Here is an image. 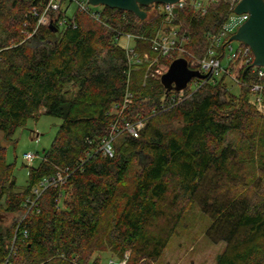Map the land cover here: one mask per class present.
I'll list each match as a JSON object with an SVG mask.
<instances>
[{
  "label": "trees",
  "instance_id": "trees-1",
  "mask_svg": "<svg viewBox=\"0 0 264 264\" xmlns=\"http://www.w3.org/2000/svg\"><path fill=\"white\" fill-rule=\"evenodd\" d=\"M46 3L0 0L4 141L13 143L17 130L41 114L61 120L23 190L0 141V212L16 219L10 226L0 221V264H102L104 254L122 260L126 252L127 264H156L193 207L210 220L206 238L224 243L216 264H264V113L249 104V88L235 95L222 78L195 89L193 79L184 101L162 109L182 91L167 92L147 63L129 67L120 45L123 35L143 37L135 51L154 55L148 40L163 20L152 6L142 7L144 21L107 7L96 21L60 7L50 12L52 29L28 38L37 25L30 11ZM233 3L213 1L204 16L190 6L177 12L190 52L203 55L207 34L219 29ZM174 60L159 63L169 69ZM231 68L242 82L253 80L241 58ZM128 93L133 100L122 117L148 122L139 138L124 134L120 145L117 139L108 158L97 148ZM56 169L68 170L66 181L47 189L39 212L22 221L29 191Z\"/></svg>",
  "mask_w": 264,
  "mask_h": 264
},
{
  "label": "built area",
  "instance_id": "built-area-1",
  "mask_svg": "<svg viewBox=\"0 0 264 264\" xmlns=\"http://www.w3.org/2000/svg\"><path fill=\"white\" fill-rule=\"evenodd\" d=\"M213 1L217 0H183L181 3L175 4H155V11L162 16L163 20L162 27L148 40L151 45V51L155 56H151L148 53L140 54L135 51V46H131V40H144L143 37H136L131 34L123 35L121 36V39L124 38L127 41L124 48L127 53L129 67L138 66L143 63L156 66L161 57H170L172 59L184 58L187 60L188 66L191 70L199 71L201 74L206 75L205 79H197L198 82L194 84L195 89L209 81L215 82L222 78L231 79V81L240 88L241 86L249 88L251 96V98H249V104L257 108V111L263 112L264 68L252 67L249 71L251 72L253 80L246 83L238 79L237 76L233 74L231 68V64L239 58H241L242 63L248 67L254 63L255 59L253 52L246 45H239L236 49L233 47L232 43L227 45L229 41L228 39L231 38L250 17L249 14L236 15L234 12L235 7L241 0H233L234 3L231 7L233 12L225 17L217 31L207 34V45L203 55H196L190 52L187 48V44L190 40L186 32L182 31L181 23L177 22V12L190 6L194 8L196 12L204 16L207 14L209 6ZM67 3L69 4L66 8L67 13L70 6L74 4L78 11L87 14L90 18L96 21H101L102 8L101 10H91L88 0H47L43 9L34 7L32 11H30L31 14L37 17V25L33 32L28 35V38L32 37L39 28L49 26L52 22L50 19V12L52 10H58L60 7H65V4ZM66 24V18L61 19L58 22L60 29H64ZM158 68H160V66ZM167 71L158 69L156 71V74H158L156 77L158 78L159 76L161 79ZM185 98L186 96L183 91L179 95L173 94L166 103L162 104V109L173 107L184 101ZM132 100V94L128 93L123 103L115 108L117 117L115 121L111 123L108 135L101 140L97 148V152L105 157H114L115 142L120 136L127 134L134 138H139L147 125L148 119L142 116H138L137 119L132 122L122 117L124 111L132 103ZM36 158L37 155L32 153H28L24 157L27 162H32ZM67 172L68 170L63 171L61 169H56L53 175L44 177L36 186L32 187L25 198L24 207L27 211L23 216L22 221L28 214H33L35 211H38L39 199L47 189L51 187L57 188L66 181L68 175ZM16 238L17 235L14 238L10 256L17 250ZM129 257L130 252H126L122 260H111L110 264H127ZM8 263L9 259L4 264Z\"/></svg>",
  "mask_w": 264,
  "mask_h": 264
},
{
  "label": "rangeland",
  "instance_id": "rangeland-1",
  "mask_svg": "<svg viewBox=\"0 0 264 264\" xmlns=\"http://www.w3.org/2000/svg\"><path fill=\"white\" fill-rule=\"evenodd\" d=\"M68 6V3L65 4V7ZM101 8L102 6L90 5L91 10H101ZM76 10V6L71 5L68 15L72 16ZM126 44L127 41L122 38L120 45L126 46ZM130 44L132 47L136 45L134 40H131ZM239 44L237 41L232 43L235 49L239 47ZM148 66L151 78L155 79H160L159 76L156 77L158 69L168 70L164 63L162 65L159 63L160 68L157 65L148 64ZM225 82L232 93L235 95L240 93V87L235 85L231 79H226ZM258 112L264 113V111ZM60 124V119L41 114L38 120L31 119L24 127L17 130L13 143L4 141V136L0 132V141L6 146L7 161L14 166L13 173L17 179L18 189L23 190L27 186L29 170L41 164L44 151L51 146ZM121 139L122 136L118 138V145L121 144ZM28 153L37 155V158L32 162L25 161L24 157ZM15 220L13 215L5 214L0 217L1 223L6 226H10ZM209 224L210 220L199 212L198 208H191L163 258L156 264H216V258L222 252L224 243L213 244L206 238L205 230ZM111 260L118 261L116 257L106 253L103 255L102 264H110Z\"/></svg>",
  "mask_w": 264,
  "mask_h": 264
},
{
  "label": "water",
  "instance_id": "water-1",
  "mask_svg": "<svg viewBox=\"0 0 264 264\" xmlns=\"http://www.w3.org/2000/svg\"><path fill=\"white\" fill-rule=\"evenodd\" d=\"M183 0H88L91 6H102L110 9H118L124 12L135 14L142 21L146 20L148 14L142 10V7L152 6L151 14L155 11L154 5L175 4ZM236 15L249 14L250 17L230 38L227 45L237 41L246 45L254 54V63L246 69L252 67L264 68V0H241L235 7ZM53 22L49 27L52 29ZM57 31V28L53 30ZM206 75L199 71L191 70L188 62L184 58H178L173 61L168 71L162 76V83L166 86L167 92H180L187 88L193 79H205ZM0 212V217L4 216Z\"/></svg>",
  "mask_w": 264,
  "mask_h": 264
}]
</instances>
